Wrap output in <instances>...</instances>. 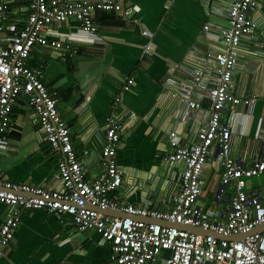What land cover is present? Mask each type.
Masks as SVG:
<instances>
[{"label":"crops","instance_id":"obj_1","mask_svg":"<svg viewBox=\"0 0 264 264\" xmlns=\"http://www.w3.org/2000/svg\"><path fill=\"white\" fill-rule=\"evenodd\" d=\"M117 1L138 7L131 20L99 10L94 15L96 35L84 31L75 19L49 25L47 43L33 49L28 63L42 71L46 86L58 99L89 179L103 171L105 127L114 100L121 95L119 109L135 117L128 119L118 149L124 180L117 195L127 202L134 196L130 203L136 205L167 209L180 189L179 166L164 159L169 135L175 133L183 143L194 141L195 129L207 120L211 107L209 98H205L203 110L184 120L181 101L169 97L168 92L176 89L170 81H187L195 68L201 67L199 58L205 50L221 51L220 40L215 35L206 36L204 26L211 23L213 34L228 28L227 13L233 0ZM27 2L10 3L8 31L24 26L21 8ZM249 15L254 22L253 34L264 43V0H257ZM257 48L253 38L243 41L235 77L239 94H257L254 107L247 110L243 105L239 110L238 106H229L223 117L236 132L232 154L246 166L259 158L264 143V57L257 55ZM130 77L134 84L125 91L123 87ZM12 118L14 129L0 148L1 175L14 183L59 187V155L53 151L26 97L19 99ZM203 179L199 203L210 219L223 220L233 190L228 188L225 196L217 199L221 171L216 169L214 156ZM247 189L259 195L264 204V173L251 178ZM8 211V206L0 203V226ZM164 254L155 264H164ZM110 255L111 245L99 231L78 229L68 214L29 209L22 211L15 238L4 249L0 264H107Z\"/></svg>","mask_w":264,"mask_h":264},{"label":"built area","instance_id":"obj_2","mask_svg":"<svg viewBox=\"0 0 264 264\" xmlns=\"http://www.w3.org/2000/svg\"><path fill=\"white\" fill-rule=\"evenodd\" d=\"M11 2L0 0V148L14 129L13 108L24 96L37 114L53 151L59 155L60 185L14 183L0 173V203L9 208L0 226V258L15 238L22 211L46 209L59 216L70 215L80 230L99 231L111 245L107 264H155L168 249L172 254L164 264H264V229L254 232L264 224V204L259 195L247 189L251 178L264 173V143L253 165H244L232 154L236 132L230 122L223 120L229 106L242 104L251 110L256 102L257 94H239L235 77L239 70L238 51L245 39L253 38L258 45L257 55L264 57V43L253 34L254 22L249 15L257 0H233L227 13L230 26L216 34L211 23H207L205 35H215L222 43L221 51L205 50L199 58L201 67L195 68L187 81H170L176 89L168 92L169 97L181 101L180 115L184 120L203 110L205 98H209L211 107L207 120L195 129L194 141L183 143L175 133L169 135L164 159L179 166L180 189L167 209L136 205L117 195L124 180L118 149L128 119L135 117L134 113L119 109L121 95L115 98L105 127L103 171L89 179L88 169L74 147L71 128L59 110L58 99L46 86L42 71L28 63L33 49L47 43L49 25L75 19L84 31L96 35L97 11L116 12L129 21L138 7L117 0H28L21 8L24 26L8 31ZM133 84L134 78H128L124 90H130ZM213 156L216 169L221 171L217 199L221 200L228 188L233 190L223 220L210 219L199 203L205 186L204 171ZM186 227L209 233L192 232ZM240 234L246 237L231 239Z\"/></svg>","mask_w":264,"mask_h":264},{"label":"water","instance_id":"obj_3","mask_svg":"<svg viewBox=\"0 0 264 264\" xmlns=\"http://www.w3.org/2000/svg\"><path fill=\"white\" fill-rule=\"evenodd\" d=\"M230 26V24L228 23V27ZM242 104H240V105H238V108H239V110L240 109H242ZM134 200V196H130V197H128V201H130V202H132ZM110 211H108V213H109ZM111 213V212H110ZM109 213V214H110ZM112 214V213H111ZM114 215V214H113ZM124 216V215H123ZM188 230H190V231H192V232H196V233H205V234H208L209 232L208 231H204V230H202V229H200V228H195V227H186ZM256 229H264V224L263 225H261V226H259V227H257ZM255 229V230H256ZM254 230V231H255ZM237 237V239H243V238H245L246 237V234H240V235H237L236 236ZM233 239V238H232ZM171 254H172V250H170V249H168V250H166L165 251V254H164V256L168 259V258H170L171 257Z\"/></svg>","mask_w":264,"mask_h":264}]
</instances>
